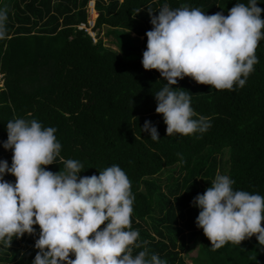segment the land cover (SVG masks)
I'll list each match as a JSON object with an SVG mask.
<instances>
[{
    "label": "trees",
    "instance_id": "16d2710c",
    "mask_svg": "<svg viewBox=\"0 0 264 264\" xmlns=\"http://www.w3.org/2000/svg\"><path fill=\"white\" fill-rule=\"evenodd\" d=\"M90 2L96 42L76 28L87 24ZM236 3L248 0H0L7 14L0 39V160L11 166L12 150L2 147L7 122L35 119L54 127L61 144L46 170L64 171L71 159L82 164L79 176L112 165L126 173L134 196L131 229L139 232L133 256L146 251V258L156 254L167 264H264V246L255 236L212 248L195 225L199 209L190 203L217 174L229 176L234 190L264 197V39L243 87L216 90L188 76L172 86L189 92L193 119L207 118L210 127L202 133L166 135L154 95L167 81L141 64L145 33L152 29L149 12L158 15L167 4L227 16ZM257 6L264 9V0ZM102 28L118 51L105 46ZM146 120L157 128L158 141L141 132ZM165 171L170 176L162 187L158 177ZM4 179L15 182L11 174ZM33 227L35 235L14 237L9 247L0 242V264H31L39 238V226ZM193 246L196 254L186 262L183 254Z\"/></svg>",
    "mask_w": 264,
    "mask_h": 264
},
{
    "label": "clouds",
    "instance_id": "9594fccd",
    "mask_svg": "<svg viewBox=\"0 0 264 264\" xmlns=\"http://www.w3.org/2000/svg\"><path fill=\"white\" fill-rule=\"evenodd\" d=\"M258 3H236L227 16L167 4L158 15L149 12L152 29L145 33L141 64L167 81L154 99L168 137L202 133L210 127L205 117L193 119L197 114L189 92L173 90L179 79L188 76L216 90L245 85L259 63L256 49L264 39V9ZM6 20L0 9V39L6 35ZM140 129L153 141L160 139L150 121ZM6 131L2 147L12 150V162L9 166L0 160V242L9 247L14 237L35 235L33 226L38 225L34 244L38 251L31 264H167L156 254L146 258V251L132 254V246H139V232L131 229L134 196L118 165L99 175L79 176L82 164L69 159L64 171L53 173L43 166L53 164L61 149L54 127L19 118L8 121ZM6 173L15 177L14 183L4 179ZM233 184L229 176L217 174L211 186L193 198L191 205L199 209L195 225L214 249L228 242L239 245L252 236L264 246V197L234 190Z\"/></svg>",
    "mask_w": 264,
    "mask_h": 264
},
{
    "label": "rangeland",
    "instance_id": "374dc122",
    "mask_svg": "<svg viewBox=\"0 0 264 264\" xmlns=\"http://www.w3.org/2000/svg\"><path fill=\"white\" fill-rule=\"evenodd\" d=\"M88 11H89V20L90 21L95 20V18L97 16L96 12L95 11L92 12L91 9H88ZM107 30H108L107 28H102L101 33H100L101 40L104 42L105 46L111 48L112 50L118 51V47L116 45L115 39L113 37L104 36V34L106 33ZM115 32L118 34L121 31L116 30ZM125 33L126 32H124V34ZM126 35H128V34H126ZM128 37H130V35H128ZM96 41H97V39H96ZM2 82H3L2 79H0V86H2ZM169 173H170V171H165V173H163L162 175H160L158 177L159 180L161 181L160 184H162V187H164V184L167 183V179L170 176ZM175 177H177V173H175ZM196 251H197V247L193 246L191 252L188 251V253L183 254L184 259L186 260V262L189 261L190 256H195Z\"/></svg>",
    "mask_w": 264,
    "mask_h": 264
},
{
    "label": "built area",
    "instance_id": "2783aa9c",
    "mask_svg": "<svg viewBox=\"0 0 264 264\" xmlns=\"http://www.w3.org/2000/svg\"><path fill=\"white\" fill-rule=\"evenodd\" d=\"M94 4L93 2H90L88 4V9H91L92 12H94ZM94 26V20L90 21L88 20L87 24H84V23H80L79 25L76 26V28L80 31H85L87 32L93 39V42H96V39H95V34L93 32H91V28Z\"/></svg>",
    "mask_w": 264,
    "mask_h": 264
}]
</instances>
